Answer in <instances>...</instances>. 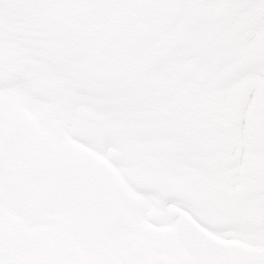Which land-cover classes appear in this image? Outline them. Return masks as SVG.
Returning <instances> with one entry per match:
<instances>
[{"label": "flooded vegetation", "instance_id": "af4514ba", "mask_svg": "<svg viewBox=\"0 0 264 264\" xmlns=\"http://www.w3.org/2000/svg\"><path fill=\"white\" fill-rule=\"evenodd\" d=\"M0 264H264V0H0Z\"/></svg>", "mask_w": 264, "mask_h": 264}]
</instances>
